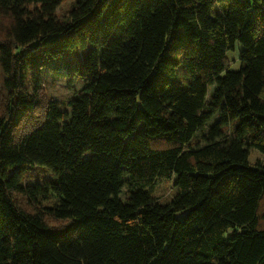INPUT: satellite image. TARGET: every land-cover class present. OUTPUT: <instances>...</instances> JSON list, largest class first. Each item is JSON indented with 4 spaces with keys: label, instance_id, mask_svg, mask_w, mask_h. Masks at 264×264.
<instances>
[{
    "label": "trees",
    "instance_id": "obj_1",
    "mask_svg": "<svg viewBox=\"0 0 264 264\" xmlns=\"http://www.w3.org/2000/svg\"><path fill=\"white\" fill-rule=\"evenodd\" d=\"M61 2L0 0V264H264V0Z\"/></svg>",
    "mask_w": 264,
    "mask_h": 264
},
{
    "label": "rangeland",
    "instance_id": "obj_2",
    "mask_svg": "<svg viewBox=\"0 0 264 264\" xmlns=\"http://www.w3.org/2000/svg\"><path fill=\"white\" fill-rule=\"evenodd\" d=\"M71 0H62L59 8L58 14L63 15ZM240 49V44L236 42V46L227 53V59L229 61L230 69H237L239 67V58L238 50ZM1 79V74H0ZM45 90L47 93L60 101H66L69 97L73 95L79 87L80 83H75L73 86H67V83L64 82L59 77L46 76L44 80ZM5 101V93L2 91V86L0 83V113L3 111ZM259 158L261 161H264V154H260L257 150H252L249 156L250 163L254 162L255 159ZM50 174L41 168H31L28 169L23 177V180L28 183H41L46 180ZM152 194L161 201L168 200L173 194V188L171 185V180H164L158 183L152 190Z\"/></svg>",
    "mask_w": 264,
    "mask_h": 264
}]
</instances>
